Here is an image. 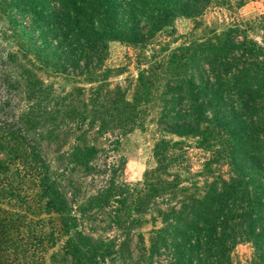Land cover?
I'll list each match as a JSON object with an SVG mask.
<instances>
[{
  "label": "trees",
  "instance_id": "16d2710c",
  "mask_svg": "<svg viewBox=\"0 0 264 264\" xmlns=\"http://www.w3.org/2000/svg\"><path fill=\"white\" fill-rule=\"evenodd\" d=\"M20 1L34 33L57 57L53 71L61 73L69 67L85 80L96 83L87 89L76 86L70 89L60 98L61 104L57 101L54 105L57 108L48 112L43 104L44 90L28 78L22 90L25 89L28 99L35 98V102L16 117L0 115V264H230L228 253L233 244L264 238V139L253 142L256 136L264 137L261 125L264 69L255 68L251 59L262 52L261 46L250 47L249 52L241 50L243 69L238 78L223 74L231 80L252 75L256 80L255 90L247 91L245 84L233 87L217 83L207 92L202 91L206 99L214 102V109L215 105L222 107L225 103L228 109L235 110L237 119H233V125H228V118L224 119L225 140L221 144L222 154H226L223 161L233 175L228 180H219V187L216 182L202 189L191 183L193 190L179 185L181 169L172 168L170 158L166 162L163 152L166 147L161 146L164 141L158 140L154 146L156 165L145 170L141 180L133 185L130 200L138 214L151 209L162 196L166 195V202L175 201L157 210L161 223L146 232L147 246L143 234H139L140 241L136 244L139 257L132 259V263L131 249L125 239L117 243L113 238H92L84 232L82 223L88 218V206L72 209L71 199L61 183V173L70 164L86 169L91 151L78 143L71 145L64 153L65 166L60 167L61 173L51 169L41 145L58 146L69 134L62 136L63 131L50 127L52 121L48 115L61 114L60 119L67 118L66 123H73V131L80 130L82 134L94 123L97 134L109 129L123 134L138 127L145 129L149 114L156 107L159 110L156 123L161 131L194 136V116L205 110L193 87L187 89L186 97L179 93L169 104L167 99L174 96V86L166 84L159 88L155 73L147 71V75H140L129 92L127 88H104L97 71L109 40L139 41L142 36L169 25L179 15L198 13L200 7L195 5V0ZM140 19L145 22L143 31H140L142 26L138 27ZM229 46L225 36L216 38L214 54L223 57ZM246 66L254 68L252 73L247 74ZM235 92L234 105L230 98ZM180 99L186 104L183 113H180ZM88 117L89 121L84 123ZM44 125L47 131H35ZM84 125L87 126L82 128ZM247 126L249 130L245 133ZM82 136L78 139L82 140ZM236 157L250 158L255 170L252 174L260 177V181H253L251 197L246 200L243 198L249 190L237 179ZM110 190L109 186L104 189L106 194ZM102 196L97 195L100 201ZM130 224H138V220L132 218ZM126 227L124 232L128 235L130 225Z\"/></svg>",
  "mask_w": 264,
  "mask_h": 264
},
{
  "label": "rangeland",
  "instance_id": "374dc122",
  "mask_svg": "<svg viewBox=\"0 0 264 264\" xmlns=\"http://www.w3.org/2000/svg\"><path fill=\"white\" fill-rule=\"evenodd\" d=\"M19 2L0 0V115L8 118L18 116L27 105L35 102V98L28 99L27 92L22 90L28 78L34 86L44 90L43 104L48 112L57 108V105L54 106L57 101L61 104L60 98L70 89L75 86L87 89L96 83L85 80L82 74H76L69 67L61 73L53 71L57 57L36 36ZM195 5L200 7L198 13L179 15L169 25L152 31L148 36H142L139 41L112 39L106 42L97 71L104 88H127L129 92L138 83L140 75H147V71L155 73L159 88L166 84L174 86V96L167 99L169 104L179 93L186 97L187 89L193 87L198 101L203 102L202 110H205L194 116V136L161 131L156 123L159 117L156 107L151 110L145 129L138 127L123 134H119L120 130L116 129L97 134V123L82 134L80 130L73 131V123H66L67 118H61V121V114L48 115L52 121L50 127H55V131H63L62 136L69 134L67 140L64 138L58 146L41 145L51 169L61 173L60 167L65 166L64 153L69 151L71 145L78 143L91 151L86 169L70 164L61 173V183L67 191L66 196L71 199L72 209L88 206V218L82 223L84 232L92 238H113L117 243L125 239L131 249L132 263L139 257L136 246L140 241L139 234H143L147 246L146 232L161 223L157 210L175 201L167 198L166 202V195L162 196L156 200L154 208L151 206V209L138 214L133 210L130 200L133 185L141 180L145 170L156 165L154 146L159 143L158 140L164 141L161 146L166 147V151H163L166 162L170 158L171 167L181 169L179 185L193 190L191 183L202 189L204 185L216 182V187H219V180H228L233 175V171L223 161L226 156L222 154L221 148L225 140L223 131H226L224 119L228 118V125H233L237 118H234L235 110L228 109L225 103L222 107L215 105L220 110L216 112L214 102L206 99L202 91L207 92L209 87L217 83L232 84L233 87L245 84L247 91L255 90L256 80L252 75L234 80L225 78L230 75L238 78L240 69H243V57L240 55L242 49L249 52L250 47L256 49L261 46L262 52L251 59L256 64L255 68L264 69V0H195ZM44 20L46 18H42ZM144 23V20H139L138 27L142 26L140 31L146 28L143 27ZM222 36L230 44L223 57L215 55L213 51L216 38ZM241 42L242 45L239 44ZM246 68L247 74L254 70ZM224 69L228 71L224 73ZM236 98L237 92L230 98L234 105ZM180 101V113H183L186 104L184 100ZM88 110L89 107H86V112ZM88 121L89 117L84 123ZM261 125L264 126V120ZM45 126L35 131L44 133L48 129ZM248 130L249 126L245 133ZM80 134L83 135L82 140L78 139ZM256 137L253 142L264 139L261 135ZM249 159L235 158L239 175L237 179L249 190L244 200L251 197L253 181H260L257 174H252L255 170ZM209 161V165H206ZM108 186L111 190L106 194L104 189ZM98 194L103 195L102 201L97 197ZM153 216L157 218L151 221ZM132 218H136L138 224L131 225ZM127 225H130L128 235L124 232ZM228 259L230 264H264V238L237 241L229 250Z\"/></svg>",
  "mask_w": 264,
  "mask_h": 264
}]
</instances>
